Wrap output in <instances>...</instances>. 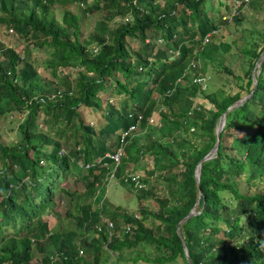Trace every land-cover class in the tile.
<instances>
[{"label": "trees", "instance_id": "16d2710c", "mask_svg": "<svg viewBox=\"0 0 264 264\" xmlns=\"http://www.w3.org/2000/svg\"><path fill=\"white\" fill-rule=\"evenodd\" d=\"M73 1L84 2L87 14H103L87 38H80L77 15L63 9L57 21L50 11L54 2ZM204 2L0 0V26L42 50L41 68L58 70L63 79L59 85L40 76L28 58L0 45V116L21 117L19 138L0 143V264H50L51 255L55 264H114L115 252L136 243L155 250L152 258H144L147 262L166 264L179 257L186 264L175 227L196 199L199 213L179 226L191 264H264V58L250 97L225 114L217 151L201 163L198 185L193 176L196 163L215 142L220 114L252 89L251 70L264 47V0H231L232 11L219 0L224 11L216 20ZM243 7L263 11L259 29H252L237 50L240 73L218 62L233 81L207 91L193 81L204 74L195 73L189 62L197 46L203 52L209 45L205 53L211 60L229 48L228 42L213 44L217 30L221 22L240 25ZM114 18L118 22L109 26ZM147 30L159 31V40L149 42ZM126 38L147 41L131 51ZM109 85L114 101L95 129L84 123L79 109L101 110L98 93ZM154 112L158 123L150 119ZM129 125L137 129L122 146L114 176L128 183L122 180V166L150 156L152 168L141 181L155 175L165 191L159 196L148 186L135 189L137 199H151L156 207L142 204L138 216H125L123 224L132 232L119 230L113 216L106 242L100 216L112 161L104 153L113 150L104 137L117 139ZM69 177L75 186L70 193L59 186ZM57 189L70 195L73 210L65 214L72 226L51 232L42 215L58 217L52 210Z\"/></svg>", "mask_w": 264, "mask_h": 264}, {"label": "rangeland", "instance_id": "374dc122", "mask_svg": "<svg viewBox=\"0 0 264 264\" xmlns=\"http://www.w3.org/2000/svg\"><path fill=\"white\" fill-rule=\"evenodd\" d=\"M227 5V11L231 10V0H222ZM219 0H205L204 8L205 11H208L210 18L217 19V15L220 11L223 10L222 5L218 3ZM79 3V4H78ZM84 2L80 4L79 1H73L71 3H66L65 5L61 6L59 3L54 2L50 5V11L53 13L54 18L57 21L61 20V14L63 9H67L73 14L77 15L78 18V27L80 30V38H87L88 34L92 31L94 23L97 19L101 17V13L93 12L87 14L82 10L84 7ZM224 11V10H223ZM263 11L260 10H247L245 7L241 8L239 11L240 14V25L234 24L233 22H229L228 25L224 26V23L221 22L220 27L217 30V39L213 44L228 42L227 45L229 48L222 49V52H218L215 56H213V60H211L210 55H206V51L209 50V45L204 47L203 52L198 50L199 47L197 46V52L195 57L192 59V63L195 64L194 71L195 73L198 72L204 77V82L200 85L202 88L207 89V91H212L213 89L220 87L224 84V82L228 79L230 82L233 79L229 76H225L224 70L221 69V65L229 67L234 73H240V69L237 68L239 65L238 61V48L241 47L244 40H247L248 36L250 35V31L252 29H259L258 19L261 17ZM225 21V20H220ZM118 22V18H114L108 22L109 26ZM220 22H218L219 24ZM152 30H147L146 36L147 40L155 42L158 41L160 38V32L156 31L153 34L151 33ZM147 40L143 42L137 39L126 38V45L130 48L131 51H134L137 47H139L142 43H146ZM212 40V38H211ZM230 40H232L231 43ZM0 45H8L13 47L20 56L23 58H28L32 64L37 69L40 76L45 77L47 79H51L62 85V78L60 76V71H48L43 70L40 66V62L44 59L45 53L36 48H32V44H27L26 41H23L16 37V35L11 32L10 30H6V27L0 26ZM93 51L96 50V47L93 43H90V46ZM155 48V47H154ZM148 49V52L152 53L155 50ZM210 60V62H205ZM221 63V65L218 64ZM192 71V70H191ZM193 72V71H192ZM201 78V76H199ZM207 79V81H205ZM112 88V85L107 86L104 88V91H100L98 93V98L100 101L101 110H88L84 108H80L81 116L85 124H92V126L97 129L99 127L100 122L103 120L99 117L101 113L106 111L108 105L113 104V97L109 94V90ZM109 94V96H107ZM154 97L155 94H152ZM108 98V99H107ZM196 101H198V97H195ZM201 105L204 108L209 107L208 103L203 100L199 99ZM157 113L154 112L150 117L153 123H158L157 120ZM21 117L20 115H8L4 114L0 116V143L8 144L11 141H15L19 138V133L16 131V126L20 123ZM41 129L40 125L35 127V130L38 131ZM137 129V127H135ZM134 129V130H135ZM120 130V129H119ZM119 130L116 132L118 133ZM156 135V134H155ZM104 139L106 140V144L109 149H113L115 147V140L116 136H105ZM194 142L199 144V139H195ZM61 147H64V143H62ZM108 153V152H106ZM104 153V155L106 154ZM110 153V152H109ZM151 157H143L140 158L136 162H127L122 166V173H126L129 171L137 172L140 177L145 176V172H147L150 168H152V162H150ZM84 167V166H83ZM82 167V171H84L85 167ZM113 164H110V170L113 169ZM118 167V166H117ZM121 168V166H120ZM121 173V174H122ZM156 173V172H155ZM120 174V175H121ZM147 182L145 184L150 187L151 189L157 191L158 195H164L165 188L162 187L161 183L158 181V178L153 175V177L147 178ZM59 186H66L67 190L72 192L75 189L73 185V179L69 177L63 184L61 183ZM136 190L128 183L121 184L120 180L115 176L113 179L108 181L106 184L105 192H104V211L102 215L104 218L111 220L113 216L115 219L119 221V230L125 227L126 224L124 223L125 216H138V208L140 205H146L149 209H154L156 207V203L150 200H142L140 201L136 197ZM70 202V195L61 193L58 189L55 191L54 197V205L52 210L57 212L58 217L52 216V214L44 213L42 215V219L47 221L48 230L51 232L56 231V229L62 225L72 226L70 224V217L65 214L66 209L73 210L71 207ZM133 229V227H132ZM131 229V232H132ZM130 233V232H129ZM90 234H86L89 237ZM155 255V250L152 246L145 244V243H136L133 248H122L120 251L114 253V264H156L147 262L144 258H152ZM85 254L83 252L81 258L85 259ZM87 258V257H86ZM112 258V259H113ZM112 263V261H111ZM106 264V263H105ZM166 264H183L182 260L178 257L177 260L174 262H169Z\"/></svg>", "mask_w": 264, "mask_h": 264}, {"label": "built area", "instance_id": "2783aa9c", "mask_svg": "<svg viewBox=\"0 0 264 264\" xmlns=\"http://www.w3.org/2000/svg\"><path fill=\"white\" fill-rule=\"evenodd\" d=\"M235 3L238 4V1H235ZM236 6V5H235ZM209 39V34L205 35L202 39V43H206ZM195 64L192 63V60L189 62V67L194 68ZM193 81L202 83L204 82V78H200L199 75H197ZM135 129V125H129L128 127L122 129L118 134H117V139H116V146L112 149V153H106L104 156L108 157L111 159L112 164H113V169H111L110 171H108V176H107V183L108 181H110L111 179H113L114 176V170L116 168V166L119 165L120 163V157L122 154V146L124 145V143L127 141V137H129V135L134 131ZM59 155L64 153L63 149H60L58 151ZM85 168L87 167L84 166ZM121 177L123 178L122 180L124 182H128V184H130L134 189H146L147 185L141 181L140 175L133 172V171H129L126 173H123L121 175ZM134 217H136L134 215ZM100 223L103 224L104 230H105V238H106V242L109 241L112 237V232H113V224L111 222V220L104 218L103 215L101 214L100 216ZM95 229L96 230H100V225H95ZM131 229L129 224H126L124 227V231L128 232ZM78 253L80 254L81 251L79 250ZM110 253V252H109ZM111 255V253H110ZM50 264H55L56 261V257L55 256H50Z\"/></svg>", "mask_w": 264, "mask_h": 264}, {"label": "water", "instance_id": "95a60500", "mask_svg": "<svg viewBox=\"0 0 264 264\" xmlns=\"http://www.w3.org/2000/svg\"><path fill=\"white\" fill-rule=\"evenodd\" d=\"M264 58V47L259 55V57L257 58V60L255 61L253 68L251 70V83H252V89L250 90L249 93L245 94L244 96H242L240 99H238L237 101H235L232 105L226 107V109L220 114V116L218 117L217 123L215 125L214 128V133H215V142L213 144V146L199 159V161L196 163L194 170H193V176L196 182V185H198V180H199V173H200V165L203 161L208 160L210 158H212L214 156V154L217 151V147H218V142H219V133L224 125V121H225V114L232 110L233 108H236L238 106H240L241 104H243L251 95V93L253 92V90L255 89L256 86V76L259 73V65L261 63V61ZM199 194V192H198ZM197 203V199L194 203V205L190 208V210L179 219V221L176 224L175 227V232L177 234V236L180 238L181 240V245H182V250H183V255L186 261V264H191L189 257L187 255V250L185 248V243L182 240V236L179 230V226L180 224L186 220L187 218L191 217L192 215H195L197 213H199V211H194V206Z\"/></svg>", "mask_w": 264, "mask_h": 264}]
</instances>
